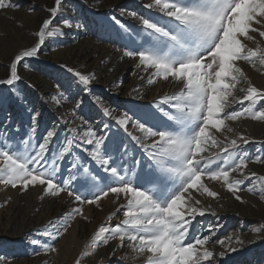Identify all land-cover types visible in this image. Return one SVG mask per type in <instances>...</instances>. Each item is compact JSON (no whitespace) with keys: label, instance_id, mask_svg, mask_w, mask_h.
<instances>
[{"label":"snow or ice","instance_id":"obj_1","mask_svg":"<svg viewBox=\"0 0 264 264\" xmlns=\"http://www.w3.org/2000/svg\"><path fill=\"white\" fill-rule=\"evenodd\" d=\"M64 4L65 0H53L45 8L48 15L32 33L33 45L14 56L0 86L14 90L22 79V62L36 58L48 38L62 36V27L73 26L68 19L56 23ZM18 7L0 0V11ZM142 7L144 14L121 8V16L138 22L143 43L116 51H122L121 59L135 62L133 75L138 80L148 86L164 81L175 90L159 96L147 112L124 109L120 115H114L116 110L102 97H93L101 114L98 127L79 116L82 99L75 101L73 116L89 125L83 129L69 126L61 114L40 133L41 113L28 108L29 124L22 131L12 125L9 114L0 123V186L22 193L36 189L41 200L66 193L77 205L35 230L44 238L45 253L57 251L50 242L68 231L69 219H88L83 205L102 209L100 202L107 197L115 210L94 230L93 252L85 255L116 241L110 255L129 249L143 264H220L228 252L244 246L240 232L221 239V224L195 233L192 227L197 217L216 216L199 198H219L207 182L221 183L241 204L246 201L240 192L258 193L264 201V176L248 171L250 162L264 165V154L250 156L245 146L253 141L229 123L242 118L264 122V88L253 85L241 64L264 75V0H142ZM111 20L129 31L114 15ZM59 67L71 74L80 91L91 95L94 73L82 74L66 64ZM133 94L143 98L139 86L132 88L129 95ZM63 96L61 91L52 100L58 104ZM236 103L238 110L233 109ZM92 164L105 175L99 176ZM76 185L89 195H82ZM121 213L123 219L112 226L109 222ZM250 231L254 239L248 243L264 239V224ZM30 244L41 247V239L34 237ZM217 244L224 250L217 253ZM75 264H84V259L78 257Z\"/></svg>","mask_w":264,"mask_h":264},{"label":"rangeland","instance_id":"obj_2","mask_svg":"<svg viewBox=\"0 0 264 264\" xmlns=\"http://www.w3.org/2000/svg\"><path fill=\"white\" fill-rule=\"evenodd\" d=\"M10 2L19 7L0 11V79L6 78V69L14 56L24 48L33 45L35 38L32 33L47 17L48 13L45 8L50 7L53 0H10ZM114 2H118L117 5H114ZM30 7H33L34 11L29 12ZM121 8L141 14L147 11L142 7V0H65V10L62 16L57 18L56 23L62 19H68L73 26L70 28L62 27L64 33L62 36L57 35L48 38L46 45L42 47L36 58L22 62L19 67V74L22 79L17 82L14 90H9L7 86H0V123H3L11 114L12 125H18L22 131L26 130L29 124V114L26 109L31 108L41 113L39 119L40 133L49 128L61 114L70 122L69 126L87 128L88 124H81L80 118L73 116L75 101L82 99L83 105L78 110L79 116L90 121L92 126L98 127L97 122L101 119V114L93 103V97H102L106 105L116 110L114 115H120L124 109L147 112L153 101L159 96L172 93L175 90L173 85L158 81L155 85L148 86L145 81H140L132 76L133 70L130 68H127L123 77L119 76L121 70H117V63L121 60L122 51L117 52L116 49L123 50L126 46L129 48L138 46L145 39L143 35L137 34L136 29L139 25L136 20L126 15L121 16ZM113 15L128 27L127 33L111 20ZM77 23L81 24L82 27L77 28L75 26ZM13 28L19 33V38L10 32ZM122 60H128V63L135 65V62L129 58L125 57ZM110 61L112 62L110 63ZM60 64H66L82 74L94 73L98 80L96 79L91 85V95L80 91L78 85L73 83L74 78L64 69H61ZM241 64L253 85L264 88V75L258 73L250 65L242 62ZM109 68H112L113 71L109 72ZM119 81H122V84L117 87ZM112 83L115 85V89L113 87L111 91H107L108 85ZM29 84L33 87H29ZM57 84L60 85V89H57ZM134 86H139L140 91L144 89L148 97L152 96L154 92L156 96L153 95L150 100L146 101L134 98V94L129 95ZM61 91L64 96L60 98L57 104L56 101L52 100V97L57 96ZM260 105H264V102H260ZM240 107L238 103L233 105L234 110H238ZM73 119H75L74 124L71 123ZM229 123L236 133L243 134L253 141L245 146L250 156L264 154V122L242 118L237 122ZM12 125L9 127L11 128ZM112 131L115 132V129ZM63 135L64 132H61V137ZM81 155L85 157V162H87L89 158L86 154L81 153ZM91 166L98 172L99 176L105 175L94 164ZM248 171L256 172L257 176H264V165L250 162ZM207 183L211 190L219 193V198L213 200L206 195L199 198L204 206L211 205L216 216L197 217L193 221L192 232L206 230L209 225L215 224L223 225L217 233V237L221 239L227 235H232L234 231L240 232L241 239L245 241L244 246L238 251L228 252L220 264H264V239L248 243L254 239L250 227L264 224V201L259 199L258 193L240 192L239 194L246 201V203L241 204L225 191L221 183ZM245 183L250 184V181ZM75 187L82 195H89L79 185ZM7 191V195L9 194L7 200L0 201V264H75L78 257L84 259V264H98L97 261L109 257L112 253L116 241L110 242L108 246L97 248L92 255H85L93 252L90 245L94 230L106 221L110 212L115 210L116 205L112 204L107 197L100 202L103 206L102 209L87 204L83 205L84 215L88 219L84 220L79 216L69 219L68 223L71 226L68 231L58 241L50 242L55 244L57 251L51 252L49 250L46 253L48 256L43 257V253L34 255L35 252H43L42 246L44 244V238L37 237L35 230L42 229L49 220L69 213L77 205L66 193H62L59 198L47 197L45 201L44 199L42 201L40 199L41 193L36 189L22 193L17 189L7 187ZM46 201L51 204L52 208L47 209ZM45 216L50 218L43 223ZM122 219L121 213L109 223L115 226ZM24 220L25 222H23ZM34 237L41 239V247L30 244ZM223 250L219 244L215 245L217 253ZM107 264H143V260L137 259L136 254L129 249H124L116 251L114 256L111 255Z\"/></svg>","mask_w":264,"mask_h":264},{"label":"bare ground","instance_id":"obj_3","mask_svg":"<svg viewBox=\"0 0 264 264\" xmlns=\"http://www.w3.org/2000/svg\"><path fill=\"white\" fill-rule=\"evenodd\" d=\"M116 3H118V2H114V5L116 4ZM117 5V4H116ZM107 13V12H106ZM124 18V17H123ZM72 31V30H71ZM12 34H14L15 36H17V38H19L18 36H19V33H17V30L15 29V28H13L11 31H10ZM22 38V37H21ZM89 47V46H88ZM78 49V48H77ZM89 49V48H88ZM95 50V49H94ZM74 52V51H73ZM95 52V51H94ZM62 53V52H61ZM56 55H58V54H56ZM55 55V56H56ZM63 55V54H62ZM79 55V54H78ZM83 55V54H82ZM108 55H110V54H108ZM89 56H91V55H89ZM60 57H62V56H60ZM74 57V56H73ZM88 57V56H87ZM76 58V57H75ZM119 58V57H118ZM68 59V58H67ZM77 59V58H76ZM84 59H85V57H84ZM84 59H83V61H84ZM98 59V58H97ZM107 59V58H106ZM120 59H121V57H120ZM101 60V59H100ZM105 60V59H104ZM82 61V62H83ZM94 61H96V60H94ZM113 61V60H112ZM112 61H110V63L112 62ZM67 62V61H66ZM71 63V62H70ZM73 63V62H72ZM98 63V62H97ZM95 65V64H94ZM122 65H124L123 67H122ZM75 66V65H74ZM84 66V65H83ZM88 66V65H87ZM86 66V67H87ZM114 66V65H113ZM88 68V67H87ZM101 68V67H100ZM106 68V67H105ZM119 68V69H118ZM127 68H130L131 70H133L134 69V65H132V64H130V63H128V60H119L118 61V63H117V70H121V73L119 74V76H121V77H123L124 76V74L126 73V70H127ZM81 69V68H80ZM84 69V68H83ZM106 70V69H105ZM104 70V71H105ZM87 72V71H86ZM113 74V73H112ZM115 74V73H114ZM132 76H135V75H133V72H132ZM100 77V76H99ZM121 77H119V78H121ZM136 77V76H135ZM102 78V77H101ZM104 78V77H103ZM98 80V79H97ZM103 81V80H102ZM107 81V80H106ZM110 81V80H109ZM114 81V80H113ZM96 83V82H95ZM104 83V82H103ZM114 83H115V81H114ZM106 85V84H105ZM55 87V86H54ZM108 87L109 88H113L114 87V89H115V85H113V83L112 84H110V85H108ZM142 89V88H141ZM119 90V89H118ZM106 91V90H105ZM117 92V91H116ZM141 92V94H142V96H143V98H139V99H142V101H146V100H150L151 98H152V96L153 95H155L154 93H153V95L152 96H150V97H148V95H147V93L145 92V90L143 89V90H141L140 91ZM57 94V93H56ZM84 94V93H83ZM152 94V93H151ZM51 96V95H50ZM156 96V95H155ZM147 97V98H146ZM52 102V101H51ZM57 105V104H56ZM59 107V106H58ZM72 118V117H71ZM7 193H8V191H7V188H5V187H3V186H0V201H6L7 200V197H8V195H7ZM13 195V194H12ZM46 199V198H45ZM45 199H44V201H45ZM43 201V200H42ZM62 201V200H61ZM17 202V201H16ZM38 203H39V199H38ZM61 203V202H60ZM46 204H47V209H49L50 207H51V204H49V202L48 201H46ZM14 205H16V204H14ZM57 205V204H56ZM40 206V205H39ZM38 206V207H39ZM43 207V206H42ZM18 208V207H17ZM41 208V207H40ZM39 208V209H40ZM52 208V207H51ZM106 208V207H105ZM22 209V208H21ZM25 209V208H24ZM44 210H45V208H44ZM31 211V210H30ZM42 211V210H41ZM50 211V210H49ZM18 212V211H17ZM20 212V211H19ZM87 212V211H86ZM91 212V211H90ZM27 213V212H26ZM34 213V212H33ZM47 213H50V212H48L47 211ZM41 214H42V212H41ZM89 214V213H88ZM87 214V215H88ZM49 215V214H48ZM90 215V214H89ZM88 215V216H89ZM27 216V215H26ZM29 216V215H28ZM58 216V215H57ZM25 217V216H24ZM23 217V218H24ZM48 218H50L49 216H45L44 217V221H43V223L45 222V221H47V219ZM91 218V217H90ZM218 218V217H217ZM21 220V219H20ZM35 220V219H34ZM49 220V219H48ZM12 222V221H11ZM23 222H25V220L23 221ZM39 222V221H38ZM37 222V223H38ZM42 223V224H43ZM22 225H25V224H22ZM23 228V227H22ZM30 228V227H29ZM28 228V229H29ZM20 229V228H19ZM22 230V229H21ZM27 230V229H26ZM0 231H1V229H0ZM2 233V232H1ZM16 236H18V235H16ZM115 247V246H114ZM1 250V249H0ZM37 251V250H36ZM41 252V251H40ZM43 253V257H46V256H48L45 252H41V254ZM111 256V255H110ZM110 256L109 257H105V258H102V259H100L99 261H97V263L99 264L100 262H102L101 264H107L108 263V261H109V259H110ZM85 257V256H84ZM49 259H50V257H49ZM46 260V259H45ZM102 260V261H101ZM49 261V260H48Z\"/></svg>","mask_w":264,"mask_h":264}]
</instances>
